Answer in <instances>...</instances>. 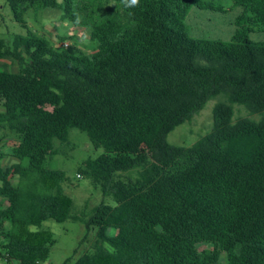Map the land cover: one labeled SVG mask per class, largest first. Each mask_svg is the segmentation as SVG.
<instances>
[{
    "label": "trees",
    "instance_id": "16d2710c",
    "mask_svg": "<svg viewBox=\"0 0 264 264\" xmlns=\"http://www.w3.org/2000/svg\"><path fill=\"white\" fill-rule=\"evenodd\" d=\"M232 1L243 13L223 42L188 34L192 7L224 10L204 0H139L133 7L122 0H8L28 31L13 48L0 39V60L20 64L16 73L0 70V130L19 139L18 162L0 164L3 258L50 259L56 240L43 224L67 222L74 201L64 191L65 173L47 164L58 153L55 142L68 143L77 129L103 150L82 172L116 205L94 209L86 226L97 229L98 244L74 264H219L222 254L226 264H264V42L249 37L252 5L264 0ZM33 8L60 10L63 22L87 27L94 51L54 47L29 30L25 15ZM220 96L226 102L214 107L211 133L191 147L168 141ZM234 105L260 119L234 122ZM138 168L135 181L113 180Z\"/></svg>",
    "mask_w": 264,
    "mask_h": 264
},
{
    "label": "rangeland",
    "instance_id": "374dc122",
    "mask_svg": "<svg viewBox=\"0 0 264 264\" xmlns=\"http://www.w3.org/2000/svg\"><path fill=\"white\" fill-rule=\"evenodd\" d=\"M204 1L218 4L224 10L211 11L192 7L186 19L189 36L193 39L231 41L237 31L236 21L242 15L243 9L234 7L232 0ZM62 16L63 12L60 10L33 8L26 13L25 21L29 25V30L46 36L54 47L75 43L85 53H92L94 43L91 41V31L84 26L63 22ZM250 16L253 18L250 39L256 43L264 42V2L256 1L252 5ZM27 31L15 21L8 0H0V39L5 40L6 45L13 48L16 36L26 35ZM59 36L66 39L62 41ZM5 67L16 73L19 71L20 64L15 58L10 57L0 60V70ZM220 102H226V99L220 96L209 101L200 113L176 128L169 135L168 141L172 145L191 147L202 137L211 133L214 127L213 110ZM233 107L234 122L244 118L255 121L260 119L259 115L251 114L244 106L234 105ZM18 143L17 136L0 130V153L2 154L0 164L2 167H10L18 162L13 155ZM55 148L58 153L52 161L48 162L47 167L65 173L66 181L63 187L65 193L73 199L74 209L71 218L65 223L60 224L48 220L43 224V229L51 231L56 240L47 264H64L67 260L69 264H74L79 258L91 254L98 244L97 229H88L86 226L94 209L101 204L115 206L116 203L110 193L105 194L99 183L82 172L88 159H96L103 153L102 149L94 147L85 133L72 129L69 142L61 144L56 141ZM140 171L141 168L119 172L113 180L127 182L132 179L135 181L139 179ZM78 175L81 177L79 178ZM2 206H4V201L0 200V208ZM205 248H210V246L202 245L201 249ZM1 258L0 264H17L8 262L3 256ZM219 264H226V254H222Z\"/></svg>",
    "mask_w": 264,
    "mask_h": 264
},
{
    "label": "clouds",
    "instance_id": "9594fccd",
    "mask_svg": "<svg viewBox=\"0 0 264 264\" xmlns=\"http://www.w3.org/2000/svg\"><path fill=\"white\" fill-rule=\"evenodd\" d=\"M122 3L124 4L125 7H133L138 5L139 0H122ZM106 251H108L110 254L115 253V248L110 245V244H105Z\"/></svg>",
    "mask_w": 264,
    "mask_h": 264
},
{
    "label": "built area",
    "instance_id": "2783aa9c",
    "mask_svg": "<svg viewBox=\"0 0 264 264\" xmlns=\"http://www.w3.org/2000/svg\"><path fill=\"white\" fill-rule=\"evenodd\" d=\"M66 46V45H65ZM78 177L80 178L81 176L80 175H78ZM1 257H2V255H1ZM0 257V262L2 261V258Z\"/></svg>",
    "mask_w": 264,
    "mask_h": 264
},
{
    "label": "crops",
    "instance_id": "0c3cea01",
    "mask_svg": "<svg viewBox=\"0 0 264 264\" xmlns=\"http://www.w3.org/2000/svg\"><path fill=\"white\" fill-rule=\"evenodd\" d=\"M60 2V1H59ZM2 201V200H1ZM4 205H5V202H4Z\"/></svg>",
    "mask_w": 264,
    "mask_h": 264
}]
</instances>
